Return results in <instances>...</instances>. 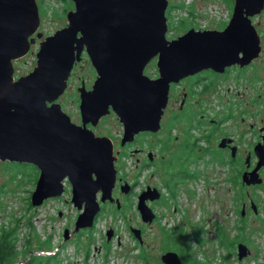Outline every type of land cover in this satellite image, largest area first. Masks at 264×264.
Listing matches in <instances>:
<instances>
[{
	"label": "water",
	"instance_id": "1",
	"mask_svg": "<svg viewBox=\"0 0 264 264\" xmlns=\"http://www.w3.org/2000/svg\"><path fill=\"white\" fill-rule=\"evenodd\" d=\"M71 1L66 26L39 42L36 66L14 80L13 61L42 36L39 8L36 0H0V160L38 169L32 206L59 197L66 180L71 201L80 210L74 233L93 225L100 210L97 193L100 202L113 200L117 174L112 140L86 128L85 117L95 124L111 108L123 125L121 145L139 132L158 131L170 83L205 69L222 72L234 64L246 65L258 55L259 37L250 17L261 11L264 0H233L223 29L190 28L173 39L166 37L168 0ZM83 50L96 78L90 90L78 89L83 123L76 125L56 100ZM153 58L158 75L150 78L144 68ZM258 146L261 161L264 143ZM252 179L248 183L259 182ZM126 184L121 187L124 192ZM158 197L155 188L139 195L142 221L155 217L146 199ZM132 231L139 239V230ZM69 236L66 228L63 237ZM238 247L242 259L247 248ZM162 261L180 264L175 252L164 253Z\"/></svg>",
	"mask_w": 264,
	"mask_h": 264
},
{
	"label": "rangeland",
	"instance_id": "2",
	"mask_svg": "<svg viewBox=\"0 0 264 264\" xmlns=\"http://www.w3.org/2000/svg\"><path fill=\"white\" fill-rule=\"evenodd\" d=\"M36 1L40 17L38 31L42 36L35 39L25 56L13 61L15 78L27 74L36 66L39 42L66 26V11L73 9L71 0ZM170 5L178 7L171 8L166 15L168 39L176 38L190 28L221 30L229 21L233 7V3L225 0H168L166 12ZM258 21H262L260 28L263 30L264 42V12L252 19L254 25H258ZM263 55L243 75L233 68L227 75L206 74V81L192 83L187 78L174 86L161 118V129L139 136L131 145H120L123 125L117 115L112 111L102 116L92 131L96 136H106L113 141V155L117 157L116 175L124 177L134 186L128 197L116 186L112 195L119 199V208L104 203L91 228L73 233L74 222L80 210L71 201V186L66 180L64 191L59 197L48 198L41 205L32 206L30 196L35 187L38 169L29 163L0 160V234L2 230L16 228L14 235L17 257L11 264H17L31 256L52 254L58 256L57 264H159L156 259L167 248L165 233H179V238L172 246L178 250L187 249L198 264L260 263V257L264 253V191L251 189L250 198L246 189H238L236 184L225 180L226 167L213 162L208 154L197 151L200 157L197 156L195 162L190 161L186 165L189 171L194 172L195 177L177 180L171 194L169 188L173 185V174L180 170V163L174 161L172 165L166 164L172 160L182 140L187 137L191 140L205 128L208 130V125L198 126L196 129L189 127L194 119L218 118L224 108L239 107L236 91L243 90L244 84L236 83L238 75L241 77L239 80L247 84L243 105L246 108H260V116H264ZM155 63L156 61L149 63L144 69V74L150 78L158 75ZM254 76L260 78V91L263 94L258 97L260 102H254L257 88L253 87L258 84ZM95 78L96 71L83 52L70 71L64 92L56 100L75 124L79 121L78 89L82 85L85 89H91ZM183 92H187L184 107L188 110H185V114H192L194 118L191 120L186 116L175 117L180 112ZM246 120L251 119L246 117ZM172 123L175 126L169 129ZM224 125L222 131L230 126ZM198 144L204 146L201 140ZM139 148L144 153L136 151ZM147 151L154 155V164L142 169L140 164ZM145 185L160 189L163 198L152 206L158 220L145 230L141 248L149 262L141 263L137 257L141 248L131 235L129 227L142 223L136 202L139 191ZM242 193L246 208L250 209V199L261 207L256 215L247 210L243 224L239 216ZM161 226L164 229H160ZM66 228L70 232L68 239L63 237ZM109 229L113 231L107 238ZM223 230L227 232V238L222 237ZM26 239H29V243ZM227 241L245 242L251 250L250 256L238 259L235 247L229 254L222 246Z\"/></svg>",
	"mask_w": 264,
	"mask_h": 264
},
{
	"label": "flooded vegetation",
	"instance_id": "3",
	"mask_svg": "<svg viewBox=\"0 0 264 264\" xmlns=\"http://www.w3.org/2000/svg\"><path fill=\"white\" fill-rule=\"evenodd\" d=\"M262 12H264V5L258 14L250 17L251 21L255 17L261 16ZM261 22L262 21H260V22L258 21V23H257L258 25H256V24L254 25L252 23L254 25L256 33L259 37V52H258V55L254 59H252L248 64H246V65L234 64V65H231L229 67H226L224 69V71H222V72H217V71H214L212 69H205V70L197 72L191 76L185 77V78L181 79L180 81H178L177 83H170L168 99L170 97V92L172 91V89H174V86L180 84V82L186 80L187 78H190L192 83H199V82H202L203 80L206 81L207 75H224V74L227 75L228 72L230 70H232L233 68L238 71V74L243 75V73H245V70L248 69V67H250V65H252L255 61L261 59L260 57L264 54L263 30L260 28ZM83 52L85 53V50H83L82 53ZM263 60H264V55H263ZM153 61H156V58H153L152 60H150L149 63H151ZM18 77H20V76H18ZM17 78L14 77V80H16ZM254 78L258 82L257 86L254 85V87H253L255 89L257 88L255 93H254V95L256 96L254 102L255 101L260 102L258 97L263 95L260 91V88H261L260 87V78L258 76H254ZM239 79H241V77L238 75V79H237L236 83L241 82L242 84H244V89L241 91L240 90L236 91L237 103L239 104L238 108H224L223 113L218 118H209L206 120L199 119L197 121H195V119H194L189 124V127H191L192 129H196V128H198V126L202 127L204 125L206 127L208 125V130L205 128V130H203L199 134V136H195L191 139L192 142L193 141L195 142L194 143L195 150L192 153H190V155H188L189 153L186 150V144H187L188 137H187V139L182 140L180 146L177 148L176 152L174 153L172 160H173V162L176 161L177 163H180L179 164L180 170L177 173L173 174V181H172L173 185L169 188L170 193H171V191L174 192V190H173L175 188L174 184H176L177 180L180 181L183 179L195 177L194 172H191L187 169L186 163L190 162V161L195 162V160L197 159V156L200 157V153L197 154L196 153L197 151L198 152L201 151L203 154H208L210 159L213 160V162H215L216 164H220L221 166L226 167V169H225V171H226L225 180L230 181L232 184L233 183L236 184V187L238 189H240V188H241V190L246 189L245 191L250 195V198H252L251 189H259L260 191H264V155H263V159L260 161L259 153L256 151V146L264 143V116H260V113H261L260 108H256V109L255 108H246V106L243 105L244 100H246L245 99V93L247 90V84H246V82H242ZM82 83H84V82L82 81ZM88 89H90V88H86V90H88ZM262 92H264V90H262ZM186 97H187V92H183L182 98H181V104L179 106L180 112L175 114L176 118L186 116L185 110H188V109H185V107H184ZM79 103H80V98H79ZM195 107H193V108H195ZM78 109H79V121L76 122V125H82L83 118L81 116L80 108H78ZM165 110L166 109L164 108L163 113ZM262 111L264 112V108H262ZM110 112H112L111 108H109V113ZM109 113H107V114H109ZM162 116H163V114L161 115V118H162ZM246 117H249L251 120H246ZM85 118L87 119V121H84L86 128H88L90 130H94V128L97 126L98 122L101 120L102 117L95 124L92 123V121L89 117H85ZM186 118L188 120H191L194 118V116L192 114H189L188 116H186ZM224 124L230 125V126H227V128L222 131V129H223L222 126H225ZM256 124H258V125H256ZM161 126H162V124H161V119H160V129H161ZM173 126H175V123H172V128H173ZM150 133H155V132H150V131L139 132L138 134L134 135V138L132 141L127 142L122 146L131 145L136 140H138L137 138H139V136L148 135ZM217 135H218V137L216 138ZM98 136H102V135H98ZM188 136H189V134H188ZM245 139L247 141H244ZM200 140L202 141L204 146H200L198 144ZM222 140H224V141L222 142ZM113 149H114V143H113ZM259 150H260V146H258V151ZM136 151H141L144 153V151L140 148L137 149ZM201 157H202V155H201ZM137 160H139V159H137ZM153 161H154V155H152V152L147 151V154L145 152V158L142 160V162L140 164V168L143 169L145 167H149L150 165H153L154 164ZM169 161L166 165L169 164ZM185 169L187 170V172H185L186 173L185 177L182 178V177H180L181 176L180 174H181L182 170H185ZM255 173L257 174V176H252ZM252 178L259 180V182L258 183H248L251 180H253ZM124 183H127L125 185V188H126V186H128L127 192H124L121 190V187ZM116 186H118V189L120 190V192H122L127 197L129 195H131L133 192V186L134 185L132 183H129L124 177L122 178L119 175H116V181H115L114 188ZM147 188L157 189L154 186L145 185L144 188H142L137 195L136 208H137V204H138L139 195L142 192L146 191ZM157 191L159 192L158 198L153 199V200H150L149 198L146 199V204L151 208V210L153 209L152 206L155 205V203L160 202V200L163 198V192L160 189H157ZM171 194H173V193H171ZM97 196L99 197L98 201H99L101 208H103L104 203L109 204V205L112 204L115 208H119V206H120L119 199L116 196L114 197L112 195L113 200H105L104 202H100V196H101L100 192L97 193ZM241 196H242L243 200L241 202L242 204H241V209L239 210V216H240V220H242L241 224H243V221L245 219V212L247 210H250L251 212H253V214L256 215L259 213V209L261 207L259 205H255L252 202V200L250 199V201H249L250 209L246 208V204L244 202V193H242ZM116 201H118V202H116ZM101 204H102V206H101ZM152 211L154 212V210H152ZM138 213H139V210H138ZM154 214H155V217L153 218L152 221L144 222L141 219V222H142L141 224H139L136 227H129V231H130L131 235L133 236L134 240L138 243L139 248H141V246L144 243L143 241L145 238V230L148 227H151L158 220L157 213L154 212ZM96 216H95V218H96ZM139 216L141 218L140 213H139ZM94 222H95V220H94ZM241 224H239L240 227H241ZM93 225H94V223H93ZM240 227L238 229H240ZM86 229H88V228H86ZM132 229L139 230V233H138L139 239L135 236ZM160 229H164V228L161 226ZM226 233L227 232H224V230H223L222 237H226V235H225ZM177 235H178V237H177ZM179 236H180L179 233H176V234L175 233H172V234L165 233V243L167 244V248H165L163 253L159 254V258L157 257L156 262H159V264H165L162 261V255L166 252H175L180 259V264H198V261H196L193 258V256H191V254L189 253V251L187 249H183V250L174 249V246H172V245L175 243L177 238H179ZM195 237H196V234H195ZM220 237H219V239H220ZM240 244L245 245L247 248V249H245L247 252V255L244 256L243 259L246 257H249L251 254L250 253L251 250L249 247H247L245 242L242 243L239 241L237 243L236 242L233 243L231 241H227L224 245H222V244L221 245L225 248L224 250L229 251V254H230V252H233L234 249L236 248L235 250H237V258H238V251H239L238 246ZM225 245H227V247ZM138 251L140 253L137 255V257L140 260V262L141 263H145V262L148 263L149 260L144 255V253H145L144 250H142V248H141ZM260 258H261L260 263H257V264H264V253L261 255ZM27 259L28 258H26L25 260H27ZM25 260L18 262L17 264H22L23 262H25Z\"/></svg>",
	"mask_w": 264,
	"mask_h": 264
},
{
	"label": "trees",
	"instance_id": "4",
	"mask_svg": "<svg viewBox=\"0 0 264 264\" xmlns=\"http://www.w3.org/2000/svg\"><path fill=\"white\" fill-rule=\"evenodd\" d=\"M225 1H230L231 3H233V0H225ZM174 7H178V6L170 5L168 11L166 12V15H168L169 10ZM171 128L172 125L169 127V129ZM191 142L192 140L190 141V137H188L186 144V150L189 153L188 155H190V153H192L195 150V146H194L195 142L194 141L192 143ZM172 163L173 160H170L168 166L171 165ZM185 172H187L186 169L182 170L180 177L182 178L185 177L186 175ZM171 193H173V191H171ZM15 230L16 228L12 227L8 230H2L0 234V263L11 264L13 260L16 259L15 257H17L16 237L14 235ZM26 241L27 243H29V239H26ZM58 262H59L58 256L52 254V255L40 256V257L31 256L27 260H25V262H23L22 264H57Z\"/></svg>",
	"mask_w": 264,
	"mask_h": 264
}]
</instances>
